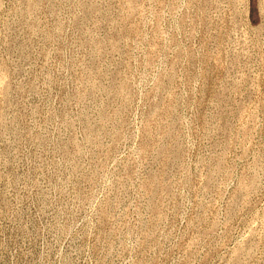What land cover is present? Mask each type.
<instances>
[{
	"label": "rangeland",
	"instance_id": "1",
	"mask_svg": "<svg viewBox=\"0 0 264 264\" xmlns=\"http://www.w3.org/2000/svg\"><path fill=\"white\" fill-rule=\"evenodd\" d=\"M0 264H264V0H0Z\"/></svg>",
	"mask_w": 264,
	"mask_h": 264
}]
</instances>
